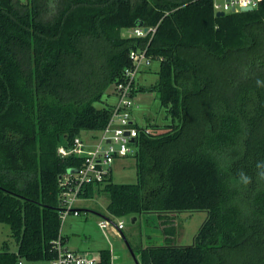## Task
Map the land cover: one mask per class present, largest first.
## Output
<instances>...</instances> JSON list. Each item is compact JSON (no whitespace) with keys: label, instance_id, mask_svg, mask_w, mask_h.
I'll use <instances>...</instances> for the list:
<instances>
[{"label":"trees","instance_id":"obj_1","mask_svg":"<svg viewBox=\"0 0 264 264\" xmlns=\"http://www.w3.org/2000/svg\"><path fill=\"white\" fill-rule=\"evenodd\" d=\"M213 2L0 0V223L17 245L4 241L0 264L57 256L61 181L84 164L58 148L106 126L105 97L145 48L158 79L134 101L156 92L169 122L133 119L136 182L109 174L80 197L106 193L109 215L157 223L161 242L148 233L133 249L142 264H264V0L221 16ZM139 21L145 35H122ZM194 210L207 219L178 245L171 213ZM99 254L111 263L109 249Z\"/></svg>","mask_w":264,"mask_h":264},{"label":"built area","instance_id":"obj_2","mask_svg":"<svg viewBox=\"0 0 264 264\" xmlns=\"http://www.w3.org/2000/svg\"><path fill=\"white\" fill-rule=\"evenodd\" d=\"M261 0H214L215 11L223 10L225 13L229 10H240L242 7L252 6L255 8ZM147 30L143 26L132 28L131 36H143ZM132 65L125 68L122 79L116 84L117 101L115 103L112 115L106 126L100 131L99 136L92 146L86 144L80 136L75 137L70 146L60 145L59 154L68 156L76 154L84 157V164L78 168L69 169L63 175L62 185V210L61 220L73 212L79 215L76 208V201L80 198V192L83 185L90 182H102L110 174L112 164L118 157H125L133 154L135 151L132 138L138 136L139 129L135 126L133 120V110L135 107L134 89L138 75L146 70L152 62L147 49H133L130 51ZM148 132L149 129H146ZM98 225L102 230L113 226L116 231L122 232L125 222L123 217L117 218L114 222L111 219L102 218ZM55 246L57 256L49 261V264H100V256L88 255L84 252L75 251L65 246L61 237L56 239ZM21 264V262H19ZM110 264H116L111 261ZM139 264H142L139 262Z\"/></svg>","mask_w":264,"mask_h":264},{"label":"rangeland","instance_id":"obj_3","mask_svg":"<svg viewBox=\"0 0 264 264\" xmlns=\"http://www.w3.org/2000/svg\"><path fill=\"white\" fill-rule=\"evenodd\" d=\"M221 3L224 0H219ZM132 28H123L122 35L123 36H131ZM158 70H159V60H152L150 69L147 72H144L139 75L138 82L141 87H148L158 79ZM107 103H112L115 100L113 95L105 97ZM136 105L134 107L135 117L134 120L140 126H146L148 123L153 124H165L169 122V119L166 115V110L162 107L160 100L154 91H149L148 89H142L137 91L136 93ZM97 106H102V103L97 102ZM96 133L95 131H84L81 135L87 137L88 134ZM137 180V173L135 167V158L132 154H129L125 157H119L114 161L113 168V181L118 183H133ZM109 198L106 193L98 192L94 197H80L76 201V205H82L83 208L80 211L79 215H74L73 212L68 214L69 218L74 217L79 221L88 223L89 228L93 229L94 221L102 219L97 215L91 213L90 209H96L97 211L104 214L106 217L116 222V217H111L107 212V204ZM88 209V210H87ZM208 216L207 210H194V211H182L177 215V224L179 230V238H177L176 243L181 246L191 245L194 242L195 235L202 224L205 222ZM86 217H88L86 219ZM125 222L124 229L122 232L124 233L127 241L131 244L132 248L136 250L140 247V241L144 238L147 241L148 233H154L158 235L160 238L158 241L161 242L163 235L162 231H160L157 227V223H153L150 221L148 223L146 221L145 216H140L132 222V216L123 217ZM152 227L150 230L149 228ZM95 229L99 231L95 225ZM96 231V232H97ZM87 232V231H86ZM82 230H79L78 234L82 236L86 233ZM100 233V232H99ZM85 235V234H84ZM0 248L3 247L4 241L8 243L9 249H15L16 243L11 236V230L8 224L0 223ZM117 242H113L115 246V250L118 254L122 255L123 264H136L134 258L129 253V248L126 244L125 239L121 234L116 239ZM156 242V243H159ZM122 250V251H121ZM137 254V253H135ZM136 258H139L137 254ZM23 264H49V261L46 260H38V261H27L22 260Z\"/></svg>","mask_w":264,"mask_h":264},{"label":"crops","instance_id":"obj_4","mask_svg":"<svg viewBox=\"0 0 264 264\" xmlns=\"http://www.w3.org/2000/svg\"><path fill=\"white\" fill-rule=\"evenodd\" d=\"M149 69H150V67H148L146 70H144L140 74L147 72ZM139 75H138V77H139ZM138 77L136 80L137 89L140 85L138 82ZM136 93H135V98H136ZM116 101H117V97H115V100L112 103H116ZM134 117H135V113L133 110V119H134ZM86 134L88 135L87 137H84L83 135H81L80 137L86 144H88L89 146H92V144L95 143L100 132H96V133L90 132V134H88V133H86ZM113 168H114V162L112 164V169L110 172L112 177H113ZM76 208L80 212L82 210L83 206L82 205H76ZM89 211L91 213L97 215L100 218H108L104 214H102L101 212L97 211L96 209H90ZM171 214H173L175 216L176 221H177V215L179 214V212H173ZM110 216L113 217L111 214H110ZM87 218L88 217H86V219ZM100 220L101 219L94 221V224H93L94 228L90 229L88 223L81 222L77 218H74V217L69 218V216L67 215L65 217V219L62 220V224H61V238H62L65 246L69 249L79 251V252H84V253H86L88 255H92V256H100V254H99L100 250L109 249L111 252V261H113L116 264H123L122 255L118 254L116 252L115 246L113 245V242H117L116 239H117V237H119V234H121V232L116 231V229L113 226H109L105 230H102L100 228V226L98 225V222ZM95 225L99 231H97L95 229ZM79 230H82L84 232L87 231V232L84 233L85 235L83 234L82 236H80L78 234ZM179 235H180V233L178 234V238H179ZM159 239L160 238H158V240ZM1 240L2 239H0V242H1ZM146 245H148L147 241H145L143 238L140 241V246L144 247ZM0 249H2V248H0ZM11 250H17V245H16L15 249H11ZM128 251L131 254L130 250H128ZM132 257H133V255H132ZM137 260L139 261V258H137ZM21 264H23V263L21 262Z\"/></svg>","mask_w":264,"mask_h":264},{"label":"water","instance_id":"obj_5","mask_svg":"<svg viewBox=\"0 0 264 264\" xmlns=\"http://www.w3.org/2000/svg\"><path fill=\"white\" fill-rule=\"evenodd\" d=\"M252 9H253V7L250 6V5L241 8V10H243V11H248V10H252ZM224 14H225V12H224L223 10H219V11L216 12V15H217V16H221V15H224ZM138 25L143 26V27L145 28V30L148 29L147 26H144V25H143V22H142V21H139ZM131 141H134V138H132ZM61 210H62V209H61ZM107 219H109V218H107ZM135 220H136V217H132V222H134ZM121 235H122L123 238L125 239L126 244H127L128 248H129L131 254L133 255V258H134L136 264H139V261H138L137 258H136V255H135V253H134V251H133V249H132L131 244L127 241V239H126V237H125V235H124L123 232H121Z\"/></svg>","mask_w":264,"mask_h":264}]
</instances>
